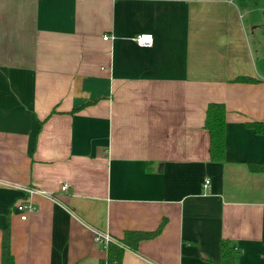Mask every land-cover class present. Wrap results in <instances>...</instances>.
I'll list each match as a JSON object with an SVG mask.
<instances>
[{
	"label": "crops",
	"instance_id": "obj_1",
	"mask_svg": "<svg viewBox=\"0 0 264 264\" xmlns=\"http://www.w3.org/2000/svg\"><path fill=\"white\" fill-rule=\"evenodd\" d=\"M263 3L0 0V264L7 225L17 264H99L96 232L161 224L123 264H212L222 238L237 264H264V172L249 166L264 162L249 126L264 122ZM210 102L226 106L222 162Z\"/></svg>",
	"mask_w": 264,
	"mask_h": 264
},
{
	"label": "trees",
	"instance_id": "obj_2",
	"mask_svg": "<svg viewBox=\"0 0 264 264\" xmlns=\"http://www.w3.org/2000/svg\"><path fill=\"white\" fill-rule=\"evenodd\" d=\"M255 77L239 75L234 81L254 82ZM225 125L226 106L223 102H210L206 110L205 127L210 134V157L214 162L225 160ZM257 132H264V122H249ZM253 171L264 172V162H251ZM162 230V224L155 230H127L122 238L109 241L106 247L107 255L99 264H123L124 252L127 248L136 250L141 240L156 237ZM1 264H17L11 250V228L7 225L3 229ZM212 264H237V248L230 239L222 238L220 241V258Z\"/></svg>",
	"mask_w": 264,
	"mask_h": 264
},
{
	"label": "built area",
	"instance_id": "obj_3",
	"mask_svg": "<svg viewBox=\"0 0 264 264\" xmlns=\"http://www.w3.org/2000/svg\"><path fill=\"white\" fill-rule=\"evenodd\" d=\"M104 38L105 39H109V38H111V36L106 34V35H104ZM135 41L137 42L138 45H140L142 47L152 46L153 42H154V36H153L152 33H141V34H138L135 37ZM208 183H209V180H206L205 181V185H207ZM67 188H68V184H64L62 186L63 190H65ZM24 191H25L26 194H31L33 192H41V193H44V194H47V195H52V193H50V192L38 190V189H35L33 187H26L24 189ZM16 208L19 211L23 212L22 218L26 219L27 215L25 213L27 211L34 210L35 207L33 206V204L31 202H29L27 199H25V200L20 201L16 205ZM95 240L98 241V242H102L104 245H107V243L109 241H115L116 239H115V237L110 235L108 232H100L99 231V232H96V234H95Z\"/></svg>",
	"mask_w": 264,
	"mask_h": 264
},
{
	"label": "water",
	"instance_id": "obj_4",
	"mask_svg": "<svg viewBox=\"0 0 264 264\" xmlns=\"http://www.w3.org/2000/svg\"><path fill=\"white\" fill-rule=\"evenodd\" d=\"M262 16H263V21L258 26L264 29V3H263V8H262Z\"/></svg>",
	"mask_w": 264,
	"mask_h": 264
}]
</instances>
